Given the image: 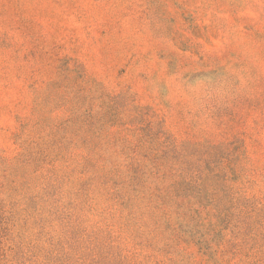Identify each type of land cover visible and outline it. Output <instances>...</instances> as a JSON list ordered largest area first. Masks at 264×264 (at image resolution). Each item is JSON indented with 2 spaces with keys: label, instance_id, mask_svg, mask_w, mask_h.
<instances>
[{
  "label": "rangeland",
  "instance_id": "obj_1",
  "mask_svg": "<svg viewBox=\"0 0 264 264\" xmlns=\"http://www.w3.org/2000/svg\"><path fill=\"white\" fill-rule=\"evenodd\" d=\"M0 264H264V0H0Z\"/></svg>",
  "mask_w": 264,
  "mask_h": 264
}]
</instances>
